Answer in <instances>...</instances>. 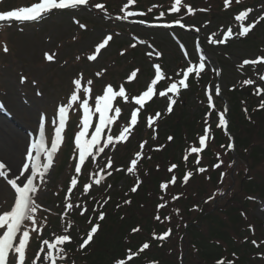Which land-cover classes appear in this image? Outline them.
I'll return each instance as SVG.
<instances>
[{
	"label": "rangeland",
	"instance_id": "1",
	"mask_svg": "<svg viewBox=\"0 0 264 264\" xmlns=\"http://www.w3.org/2000/svg\"><path fill=\"white\" fill-rule=\"evenodd\" d=\"M32 1L34 0H0V10L23 6L32 3ZM106 1L110 2L108 7L112 9L113 6H118L124 0ZM147 1L139 0V7L142 10L149 12L160 10V13H164V18L181 20H178L179 23L170 24V27L149 28L147 25L149 23L133 22L138 20L115 19L114 22L113 19H109L112 17L90 9L87 4L69 12L55 10L37 23L19 26L14 22L11 25L0 22V104L3 105L0 107V127L11 134L17 147L22 144L17 159L13 158L16 155L14 153L16 150L14 151L10 147L5 151L0 150V161L6 164L7 169L10 168L8 161L15 162V167L21 165L28 140L26 131L35 130L39 118L44 115H46L48 128L53 129V131L47 129L50 131L48 147H51V143L55 140V131L59 126V106L68 102L71 92L74 90L73 81L81 75L84 87L88 86V80L93 82L90 86L93 93L85 97L89 99L90 105H92L95 97L101 95L108 84H111L115 90H118L119 86L122 85L126 94L129 93V95L141 94L146 90L151 80L155 78V64H159L164 73L163 79L157 84V88L159 87L161 91H164L167 87L164 86L166 83L182 79L183 71H186L189 66H198L200 58L203 56L205 71L202 72H207V81H204L206 83L201 84L196 89L197 91L189 97L185 105L187 119L195 120L205 110V106L209 108L207 111L213 112L214 107L209 105L207 98L208 91L211 89L213 104H216L220 110L225 111L226 109L227 125L232 126V121L230 122L227 118L232 109L229 93L235 88L246 85L243 81L248 79L253 80L254 84L247 86L255 90L258 95L261 93L259 97L255 95L252 101L256 105H261L260 101L261 98L264 99V91L258 92L257 89H264V79H261L264 77V63L245 65L243 61L264 57V20L255 24V27L248 33L249 35L242 39L241 36L235 35L241 30V22L237 21L234 15H238L240 10L251 7L253 11L243 22L247 26L264 16V0L248 1V4L240 7L239 11L235 10L234 6L245 3L247 0H241L240 3L229 0V3L222 10H216V6L220 4L221 0H218L219 3H216V0H190L191 2L188 0L187 5L194 9L193 13L183 12L184 8H181L182 11L178 13L172 12L170 10L172 7L171 0H149L151 3ZM149 4L153 5L150 6ZM205 6L211 10V13L204 17L199 9ZM111 14L114 17L121 15L118 9L112 11ZM181 24L184 26L182 27ZM80 25L85 27L82 28ZM228 28L232 29L234 35L226 39ZM108 35L113 37L112 40L97 54L96 46L102 43ZM213 39L225 40L226 42L213 44L211 43ZM5 43L9 49L7 53L3 50ZM46 52L54 54L52 61L46 60ZM157 52L161 55L157 56ZM93 54L97 56L94 61L88 59ZM133 71H136V76L129 79ZM22 78L26 79L22 81ZM160 82H163V85ZM217 85L220 87L219 95L215 92ZM192 86L197 85L193 83ZM180 91H185V88H181ZM185 93L187 91L183 95ZM182 96L178 99L179 97H176L175 94L168 93V97L175 99V104L172 105V107L176 106L175 112H180L184 100ZM168 97L158 96L157 98V104L160 105L159 109L163 114H165L168 104L171 103ZM121 106L122 112L128 117L131 116V112L137 105L132 100L122 103ZM73 111L76 112V109ZM81 112L83 120V109ZM217 118L219 121V115ZM97 123L98 114L93 117V126ZM81 125L78 126L76 133L80 130ZM91 131L92 129H90L89 134ZM232 133L235 137L237 136L236 131L232 130ZM18 134L22 135L23 138H19L21 136ZM251 135L255 137L256 133L253 134L252 132ZM256 137L255 140L260 142L264 138V132H260V136ZM148 140V142L153 141L151 138ZM2 143L0 137V146L5 149ZM120 150L123 151V148ZM57 153L54 157L53 166L45 174L43 182L40 181L39 177L36 181L39 187V191L35 194L36 201L41 205L37 213V221L38 225L49 231L51 229L48 239H53L54 235L62 234L65 227L71 224L69 233L75 241H78L82 234L79 235L73 231L75 221L71 217L72 213L64 211L62 206L63 189L70 179L76 178L72 170V150L67 153V156L64 155V152L58 156ZM246 157L241 158L237 150L232 153V157H230L233 163L232 169L226 181L227 193L237 186L240 190L247 186V182L251 179L250 176L255 174V172L247 173L251 162L253 164L260 163L259 170L261 171L256 174L260 178L258 182L255 179L250 180L249 187L252 186L253 191L248 193L252 195L244 207L246 215H236L232 210L233 218L223 221L220 230L218 229L221 233L218 238H223L226 242L230 237L233 241L232 247L241 256L244 254L243 258L252 257V260L246 259V264H264V247L260 246L262 244L264 246V156L259 155L256 160H250ZM178 160L180 161V158ZM43 161H46L45 155ZM14 174L17 173L8 174L7 178L0 177V213L10 210L14 204L15 192L7 183L8 179L14 178ZM119 176L120 179L116 182V188L111 189L114 192L109 191L116 196H121L120 192L122 191L125 193V188H130V184L133 183L128 174L120 173ZM86 180L92 185L93 190L105 184L103 181L101 185H97L92 177ZM244 193L247 194V192ZM85 194L81 195L85 198ZM78 195L80 197V194ZM90 199L91 196L89 195L88 200ZM79 201L76 199V202ZM115 201L118 200L115 199ZM158 201L157 197L153 195L149 201V206H146V210H155ZM87 205L90 206V202ZM101 206L103 203L100 204ZM96 212L97 210L93 207L90 212L91 216ZM200 213L196 214L194 218H200ZM39 214H42L41 218ZM55 214L58 218L56 230L48 227L45 221L48 215L53 216ZM64 215L67 216L63 218ZM206 227L203 238L205 242H208L212 237L207 231L209 226L206 225ZM231 236H235L237 239L242 238V242L248 238L247 244L253 246L250 245V248L242 246L241 248L238 246L240 243L236 239L233 240ZM224 245L225 247L228 246V241ZM43 247V242H41L40 249ZM248 254H253V256ZM10 259L14 264L11 254ZM212 264H215V261Z\"/></svg>",
	"mask_w": 264,
	"mask_h": 264
},
{
	"label": "trees",
	"instance_id": "2",
	"mask_svg": "<svg viewBox=\"0 0 264 264\" xmlns=\"http://www.w3.org/2000/svg\"><path fill=\"white\" fill-rule=\"evenodd\" d=\"M127 1L124 0L118 6H113L112 9L108 7L110 2L106 0H93L89 5L93 8L99 2L104 5L103 10L116 11L125 5L127 8ZM171 1L173 5L174 0ZM191 1L189 0V2ZM230 1L235 2L236 0ZM248 1L251 0L235 5L234 9L239 10L240 7L247 5ZM147 2L151 3L149 0ZM216 3H219L218 0ZM225 6V0H221L220 4L216 6V10H222ZM128 7L139 9V0H135L134 4ZM199 10L204 17L211 13L207 6L201 7ZM157 11H145L141 17L146 20H156L160 17V10ZM204 81H207V73L202 74L197 79L194 76L191 77L189 91L183 96L184 100L180 112L165 115L161 122L156 121L153 124L155 145L159 146L147 142L146 138L150 136L153 130H148L145 122L141 121L133 133V137L123 147L118 148V153L125 152L130 155L142 143L147 142L144 143L142 151L144 155L137 167V177L133 178V182L137 183L138 187L132 191L133 183H131L130 188H125V193L124 191L120 192L121 196L109 193L111 189L116 188V182L120 179L118 173H115L113 176L115 182L109 189L108 184H106L98 190L90 191V200L96 204L97 198L100 197L99 204L102 205L103 203V208L91 216L90 212L93 207L87 205L90 200L86 196L84 199L87 205L86 211L80 214L79 208L72 215V219L75 221L73 231L79 235L81 233V238L65 245L67 255L63 260H58V264H115L118 259L127 261L129 250L138 253V255L133 256V259L127 261V264H152V262L183 264V260L185 261L184 264H199L200 262L201 264H212L213 261L216 264V261L221 258L231 260L234 264H246V259L252 260V257L249 258L247 255L243 258L245 255L241 256L232 247L233 241L228 236L226 242L228 241L229 245L225 247L226 242L223 238H218L219 235L221 236L218 229L220 230L223 221L233 218L232 210L236 215H246L244 207L252 195L248 193L253 191L252 186L249 187L250 180L255 179L258 182L260 177L256 174L261 171L259 170L260 163L253 164L251 162L250 167L247 166V173L255 172L254 175L250 176L251 179L247 182V186L241 190L237 186L227 193L226 181L233 164L230 159L232 152L228 147L230 144L229 134L221 126L213 123V118L207 111L208 107H205V110L193 121L187 119L185 114V105L189 97L197 91L196 89ZM193 83L197 86H192ZM254 96L255 93L248 86L235 88L229 93L232 105L230 131L237 132L235 138L238 149L236 148V150L240 157L247 156L246 158L250 160H256L259 155L264 156V138L260 142L255 140L257 139L256 136H260V132H264V107H261L260 104L256 105L252 101ZM154 105L155 103L151 104L148 111H155L157 108ZM215 114L216 111H214V116ZM199 119L201 120L199 121ZM208 126H210V133L206 147L200 153H192L191 147L200 146L198 138L204 135V130ZM252 132L253 134L256 133L255 137L251 135ZM169 136L173 139L168 140ZM121 148L123 151L120 150ZM185 156L188 157L187 160L184 159ZM198 158L199 163L197 164ZM114 164L115 166L117 164L124 166L125 162L118 160ZM172 164H176L178 167L169 171ZM216 164L220 166L214 167ZM201 167L205 168L206 171L199 172L198 169ZM188 171H191L193 175L185 183L183 177ZM173 176H175L176 182L170 183L166 190L163 189L161 185L170 181ZM80 187L82 186L80 185ZM153 195L159 201L155 205V210L149 209L147 211L146 206H149V201ZM223 195L225 197L221 198ZM175 196L179 198L173 199ZM244 198L246 200H243ZM115 199L118 201L116 202ZM162 204L164 207H159ZM101 212L105 214L103 220H99ZM198 213H200V218H194ZM157 215L160 217L159 220L156 219ZM245 220L248 221L247 218ZM96 223L100 224V229L94 235L93 240L81 249L79 245L86 238L87 230ZM206 225L209 226L207 231L212 237L208 242H205L203 238ZM134 228H139V231L133 232L132 229ZM168 229H171L169 236L164 239L156 238L162 236ZM231 237L240 243L238 246L241 248L242 246L249 248L253 246L247 244L248 238L242 242V238ZM146 242L149 243V248L140 252L139 249ZM260 246L264 247L263 244ZM251 255L253 256V254Z\"/></svg>",
	"mask_w": 264,
	"mask_h": 264
},
{
	"label": "snow or ice",
	"instance_id": "3",
	"mask_svg": "<svg viewBox=\"0 0 264 264\" xmlns=\"http://www.w3.org/2000/svg\"><path fill=\"white\" fill-rule=\"evenodd\" d=\"M89 0H34V2L28 4L27 6H19L10 8L7 10H0V21L6 22L11 25L13 22H33L39 19H42L44 16L51 14L54 10H65V9H75L81 5H87ZM132 2V0H130ZM241 0H236V3H240ZM229 0H225V4L227 5ZM182 5V0H175L174 5L170 9L172 12H180ZM96 8L103 9V4H96ZM188 13H193L194 9L188 5L187 6ZM252 9L242 10L236 15L235 19L241 22V30L235 35L245 36L247 35L255 24L259 23L260 20H264V16H261L258 20L254 21L247 26L244 25V21L248 18L249 13L252 12ZM136 15L131 11H128L126 15L120 16L119 19H127ZM161 16L164 15L163 12L160 13ZM77 23H79L77 21ZM140 23H145V21H140ZM176 23H179L177 21ZM183 27L184 25L181 24ZM80 27H85L84 25H80ZM165 27H170V25H165ZM198 31V29H197ZM234 33L231 28H228L226 39L228 37L233 36ZM112 36L108 35L102 43H99L96 46V53L98 54L101 49L105 48L108 45L109 41L112 40ZM225 40H211V43H225ZM181 47H183L181 45ZM3 50L5 53L8 52L7 44L5 43L3 46ZM151 55V53H149ZM157 56L161 55V53L157 52ZM187 55V53H185ZM45 57L47 61H52L54 58V54L45 53ZM96 54H93L88 57L90 60H96ZM258 63H264V57H259L258 59L253 60H244L243 64L245 65H256ZM155 68V78L151 80L150 84L147 86L146 90L141 94L132 97L134 100L136 107L131 112V120L130 123L125 125L123 129L119 132L118 135L113 136L111 134L105 135V129L107 128L109 133L111 132V125L116 121V119L121 114L120 107H114V102L117 98H121L124 101H128L129 97L126 94L125 88L121 85L118 90H115L111 84H108L106 88L103 90L102 94L95 97L93 104L90 105L89 99L85 98V96H90L91 94V85L92 81L88 80L87 85L89 87H84L82 85V75L74 79V90L71 92L70 99L66 104H62L59 106V126L55 131V140L51 143V147H46L45 143V134L43 130V125L40 126V135L38 140H33L31 142L30 148L26 152V161L23 162L22 166L18 169V174H14V178L8 179L7 183L14 189L15 199L14 204L10 208V210L3 211L0 213V264H12L11 257L14 259V264H26L27 260V250L29 248L31 234L33 232H40L42 230V226L38 225L37 221V213L41 208V205L37 203L35 194L39 191L38 184L36 183L37 178L39 177L40 181L43 182L45 174L52 168L54 163V157L58 151V147L61 145L63 141L62 132L66 127V120L68 117V113L73 105L77 107H82L83 109V120L82 125L78 133L75 134L74 144L75 148L78 152V163L75 167V172L80 173L82 170V166L85 164L86 158L95 156L99 153H103L105 148L109 145H114L115 143L125 142L128 137L132 134V128L138 122V115L141 111V107L146 104L147 101L151 100L153 96L159 95L161 97H168V93H173L175 95H179L180 89L189 87L188 77L189 74L195 73L197 76L205 68V59L201 56L198 66L192 65L187 67L186 71H183V78L173 81L170 83V86H167L164 91L157 92V84L158 81H161L164 77V73L161 70V66L159 64L154 65ZM138 71V70H137ZM219 74V73H218ZM99 75V73H97ZM136 76V71H133L129 77L132 79ZM26 78H22V81ZM261 79H264L262 77ZM246 85H253L254 81L251 79L243 81ZM258 92L264 91V89H257ZM215 92L217 95L220 94L219 85L216 86ZM171 100V103L167 106V111L170 113L172 111V105L175 104V99L168 97ZM209 105L214 107L213 97L211 89H209L207 94ZM0 107H3L0 104ZM261 107H264V103L261 104ZM226 111V109H225ZM98 114V123L93 126V117ZM159 113L156 114V117H159ZM154 122L152 117H149V126ZM228 121L225 119V112L219 113V124L218 126L226 128ZM90 129H92L91 134ZM210 126L206 127L204 130V135L199 136L198 143L199 147H191L192 153H200L206 147V141L209 139ZM169 140L173 138L171 136L168 137ZM103 141V143H102ZM144 143H147L146 141ZM144 143L140 145L141 150L144 147ZM229 148L234 147V144H229ZM35 153V154H34ZM46 156V161H42L41 154ZM137 159H133L131 161V167L128 169L129 172H133L136 168L138 159L142 157V151L136 154ZM185 160L188 159L187 156L184 157ZM197 164L199 163V158L197 159ZM112 162L111 159L108 160L107 167H111ZM219 164L214 165V167H219ZM178 165L172 164L169 171L177 168ZM11 169H7V166L4 162L0 161V177L7 178ZM199 172L203 173L206 171L205 168L201 167L198 169ZM110 174V173H109ZM193 173L188 171L184 177L183 181L187 183L192 177ZM77 179L73 178L71 180V185H77ZM176 182L175 176L168 182H165L161 185L163 189H167L169 184H174ZM98 185L101 183L99 179L95 181ZM92 187L91 184L84 185V190H88ZM134 187L132 191H135ZM178 196L173 197V199H178ZM211 199V198H210ZM67 207L69 209L72 208V204H68ZM159 207H164V205H159ZM86 211V209H85ZM105 218V214L101 212L99 214V220H103ZM156 219L159 220L160 217L157 215ZM91 223V221H89ZM71 228V224H68L65 227L64 232L62 234L54 235L53 239H44L43 245L44 247L40 249L41 253L45 252L47 249L45 256L37 255L33 260L32 264H45V260L48 264H58V260H63L67 255L65 245L72 242V236L69 233V229ZM100 229V224H92L90 230L87 232L86 238L83 239V242L79 245L81 249L85 248L92 240L94 235ZM133 232L139 231V228L132 229ZM171 233V229H168L163 233L162 236L156 237L158 239H164L169 236ZM149 248V243H143L142 247L139 249L140 252ZM138 255V253H133L131 250L128 251L127 261H131L133 256ZM235 255V254H233ZM125 259H118L115 261V264H127ZM152 264H157V262H152ZM216 264H234L231 260H225L223 258L216 261Z\"/></svg>",
	"mask_w": 264,
	"mask_h": 264
},
{
	"label": "bare ground",
	"instance_id": "4",
	"mask_svg": "<svg viewBox=\"0 0 264 264\" xmlns=\"http://www.w3.org/2000/svg\"><path fill=\"white\" fill-rule=\"evenodd\" d=\"M27 135L28 134L26 133V137H27ZM19 136H21V137H19ZM19 136H18L19 138H23L22 135H19ZM0 137H1L2 141H3L2 144H4V147H5V149H4L3 147L0 146V150H4L5 151V150H8L9 147H10V149H14V151L16 150L14 152L16 155L13 158L17 159V157L19 155V152H20V146L22 144H19L18 147H17L16 146L17 144H14V140H13L11 134H9L7 131L3 130L2 127H0ZM21 140H23V139H21ZM25 150H26V146H25ZM17 151H18V153H16ZM8 164H10V168L9 169H11V171L9 173H17L18 174L19 165H18V167H15V162H9V161H8Z\"/></svg>",
	"mask_w": 264,
	"mask_h": 264
}]
</instances>
